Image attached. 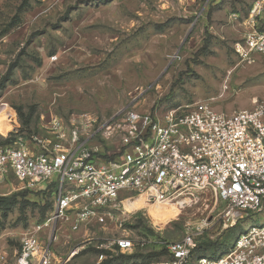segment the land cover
<instances>
[{"label":"rangeland","instance_id":"rangeland-1","mask_svg":"<svg viewBox=\"0 0 264 264\" xmlns=\"http://www.w3.org/2000/svg\"><path fill=\"white\" fill-rule=\"evenodd\" d=\"M256 1L0 0V144L28 146L54 119L86 116L92 134L121 110L153 118L209 99L221 113L252 109L264 100V56L243 61L237 46ZM122 127L93 133L96 156L128 149ZM55 196L53 184L28 189L12 174L0 183V264H16L23 236L48 222ZM133 198L76 229L72 213L50 221L34 262L45 254L48 264H146L197 228L191 262L213 259L264 222V203L224 227L225 204L211 194L185 198L184 209ZM123 237L134 246L120 253L114 242Z\"/></svg>","mask_w":264,"mask_h":264},{"label":"built area","instance_id":"built-area-1","mask_svg":"<svg viewBox=\"0 0 264 264\" xmlns=\"http://www.w3.org/2000/svg\"><path fill=\"white\" fill-rule=\"evenodd\" d=\"M262 10L260 0L250 8L248 30L237 46L243 61L264 56ZM123 111L118 112L121 120L111 125L104 122L93 132L126 129L128 149L113 158L96 156L97 150L90 147V126L95 122L86 116L67 122L54 119L41 128L44 135L29 139L28 146L20 140L13 146L0 144V183L12 174L28 189L53 184L56 194L52 217L26 232L16 264H48L45 254L35 263L34 254L39 249L37 234L50 221L72 213L76 229L102 220L109 212L123 211V202L134 200L133 196L143 197L147 204H175L184 209L185 198L214 195L225 204L224 227L260 211L264 100L252 109L230 114L215 111L210 99L153 118ZM200 233L197 228L182 240L168 243L165 256L146 264H190L194 238ZM133 246L125 237L114 242L120 253ZM194 264H264V222L241 234L227 253L213 259L200 257Z\"/></svg>","mask_w":264,"mask_h":264},{"label":"trees","instance_id":"trees-1","mask_svg":"<svg viewBox=\"0 0 264 264\" xmlns=\"http://www.w3.org/2000/svg\"><path fill=\"white\" fill-rule=\"evenodd\" d=\"M107 255H110V254L108 253ZM165 255H166V251H165V248H164V250L162 251L160 257L165 256ZM160 257L154 258V259H152V260L158 259V258H160ZM152 260H149V261H152ZM196 260H197V259H196ZM194 262H195V261H194ZM194 262H191L190 264H194ZM104 264H106V262H105Z\"/></svg>","mask_w":264,"mask_h":264},{"label":"bare ground","instance_id":"bare-ground-1","mask_svg":"<svg viewBox=\"0 0 264 264\" xmlns=\"http://www.w3.org/2000/svg\"><path fill=\"white\" fill-rule=\"evenodd\" d=\"M134 202V201H133ZM133 204V203H132ZM134 204H138V205H140L141 204V197H139L138 198V200L137 201H135V203Z\"/></svg>","mask_w":264,"mask_h":264},{"label":"water","instance_id":"water-1","mask_svg":"<svg viewBox=\"0 0 264 264\" xmlns=\"http://www.w3.org/2000/svg\"><path fill=\"white\" fill-rule=\"evenodd\" d=\"M55 225V224H54ZM55 227V226H54Z\"/></svg>","mask_w":264,"mask_h":264}]
</instances>
